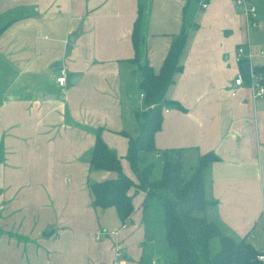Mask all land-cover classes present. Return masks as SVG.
Listing matches in <instances>:
<instances>
[{
    "label": "crops",
    "instance_id": "1",
    "mask_svg": "<svg viewBox=\"0 0 264 264\" xmlns=\"http://www.w3.org/2000/svg\"><path fill=\"white\" fill-rule=\"evenodd\" d=\"M199 1L0 0V264H113L117 243L134 264L145 240L134 211L123 221L114 206L96 208L89 182L117 177L91 168L99 128L131 177L128 135L147 108L132 40L139 15L141 59L156 71L188 30L183 68L166 92L180 106L163 107L155 157L163 164L173 151L195 168L201 154H217L204 172V214L264 250V95L253 96L243 69L264 68V0H254L259 25L250 29L233 0ZM248 42L253 57L238 63L236 48ZM61 64L80 74L64 93ZM239 71L250 78L233 95Z\"/></svg>",
    "mask_w": 264,
    "mask_h": 264
},
{
    "label": "trees",
    "instance_id": "2",
    "mask_svg": "<svg viewBox=\"0 0 264 264\" xmlns=\"http://www.w3.org/2000/svg\"><path fill=\"white\" fill-rule=\"evenodd\" d=\"M141 15L132 33L135 48L134 61L141 71L140 88L147 108L139 114L137 132L128 135L126 159L130 162L137 180L129 177L122 167V158L115 148L102 137V128L96 133L95 144L90 152L92 169L114 171L117 177L103 181H90L93 205L97 208L114 206L119 217L126 221L135 206L133 196L146 191V197L157 196L165 211V236L170 247L177 251L178 264H264L257 255L262 251L245 238L223 234L219 226L204 211L211 203L205 197L204 172L212 161L219 159L214 152L201 154L198 165L189 177L176 152L164 151L161 176L153 179L154 157L158 151L155 134L161 128L163 107L180 106L177 101L166 98L175 74L182 70L181 56L185 49L188 30L184 27L173 37L164 62L156 71L147 61H142ZM256 73L264 74L262 66H255ZM250 78L249 74L245 73ZM131 190L133 192L131 193ZM218 238L220 247L211 254L210 241Z\"/></svg>",
    "mask_w": 264,
    "mask_h": 264
},
{
    "label": "rangeland",
    "instance_id": "3",
    "mask_svg": "<svg viewBox=\"0 0 264 264\" xmlns=\"http://www.w3.org/2000/svg\"><path fill=\"white\" fill-rule=\"evenodd\" d=\"M39 40V39H38ZM264 42V37L261 39ZM258 52L261 51L262 45L257 44ZM264 47V46H263ZM264 78V77H263ZM155 165L152 172L153 179H157L161 176L162 171V160L154 157ZM197 164V163H196ZM196 164H185L184 173L189 177L193 171V165ZM128 166V165H127ZM129 175L136 178V174L132 169L131 165L127 167ZM135 180V179H134ZM147 198V199H146ZM144 204V205H143ZM134 214L133 220L135 225V232H142V236L145 235V240L136 244L138 248L132 263L134 264H178L177 262V251L175 248L169 246L165 236V211L164 207L157 196L146 197L144 192H140L134 200ZM144 206H146L144 208ZM138 216L141 221L135 220L134 217ZM150 246V251H146L145 247ZM220 242L218 238H213L210 241V251L214 254L218 251ZM124 252L122 253L121 262L124 264L128 259H125ZM128 264H130L128 262Z\"/></svg>",
    "mask_w": 264,
    "mask_h": 264
},
{
    "label": "built area",
    "instance_id": "4",
    "mask_svg": "<svg viewBox=\"0 0 264 264\" xmlns=\"http://www.w3.org/2000/svg\"><path fill=\"white\" fill-rule=\"evenodd\" d=\"M233 1L243 12L247 29L257 27L259 23L256 19L257 6L254 0H233ZM199 3L202 8H207L209 6L210 0H200ZM260 52L261 54H264V50H261ZM252 57H253V52L250 49L249 42L247 43V45L241 44L236 48L235 60L238 63H243L248 60L251 61ZM250 74H251L250 88L253 91V96L262 97L264 95L263 76L260 73H256L252 68L250 69ZM61 81H63V83H61ZM56 82L58 86L61 88V91L64 93L69 82V70L66 65L61 64L59 66L58 74L56 76ZM234 82H235V88H233L231 93L233 95H236L237 89L245 85V75L243 71H239L237 73ZM161 155L162 153L160 151L156 152V156L160 157ZM108 233L117 234L118 230H109ZM100 235L101 232H98L97 238H99ZM122 253H123L122 245L120 243H117L115 247L116 260L114 261L113 264H121L120 258L122 257ZM257 257L259 260L264 261V250H262L257 255Z\"/></svg>",
    "mask_w": 264,
    "mask_h": 264
},
{
    "label": "water",
    "instance_id": "5",
    "mask_svg": "<svg viewBox=\"0 0 264 264\" xmlns=\"http://www.w3.org/2000/svg\"><path fill=\"white\" fill-rule=\"evenodd\" d=\"M74 38L73 37H69L68 42H69V46H68V52L70 51V44L73 43ZM250 66L251 63L250 62H246L243 64V69L246 73H250ZM80 74H74L72 76L69 77V82L71 83H75L78 79ZM148 249V248H146Z\"/></svg>",
    "mask_w": 264,
    "mask_h": 264
},
{
    "label": "clouds",
    "instance_id": "6",
    "mask_svg": "<svg viewBox=\"0 0 264 264\" xmlns=\"http://www.w3.org/2000/svg\"><path fill=\"white\" fill-rule=\"evenodd\" d=\"M61 83H63V81H61Z\"/></svg>",
    "mask_w": 264,
    "mask_h": 264
}]
</instances>
